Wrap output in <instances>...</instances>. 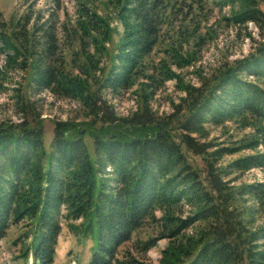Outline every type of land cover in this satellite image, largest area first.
Segmentation results:
<instances>
[{"label": "trees", "instance_id": "1", "mask_svg": "<svg viewBox=\"0 0 264 264\" xmlns=\"http://www.w3.org/2000/svg\"><path fill=\"white\" fill-rule=\"evenodd\" d=\"M53 1L48 16L32 12L12 33L0 18V55L7 68L30 72L36 94L77 102L87 120L54 121L49 152L39 116L0 123V242L11 227L23 225L30 239L25 258L54 264L66 221L77 237L93 241L88 264H143L119 255L140 230L152 228L157 236L136 248L146 253L168 240L159 264H264V226L255 220L257 212L264 216V182L230 186L223 180L232 172L264 170L262 0H106L122 27L108 66V18L92 0L79 1L76 17L65 24L61 0ZM209 3L230 7L225 19L236 27L254 23L262 40L200 85H180L181 102L158 117L150 101L165 82L181 81L172 66L197 60L187 47L192 39L194 47L202 42L194 18ZM135 86L140 109L118 117L106 93L115 97ZM226 123L250 133L237 147L208 152L215 145L201 142L209 136L207 126ZM246 149L254 153L217 166ZM188 153L202 157L204 176Z\"/></svg>", "mask_w": 264, "mask_h": 264}, {"label": "rangeland", "instance_id": "2", "mask_svg": "<svg viewBox=\"0 0 264 264\" xmlns=\"http://www.w3.org/2000/svg\"><path fill=\"white\" fill-rule=\"evenodd\" d=\"M79 1L89 3L92 1L101 16L107 17L112 32V40L107 44V56L104 63L108 66L115 54L116 45L122 34V27L114 19L113 11L103 5L106 0H61L63 11L59 12V20L63 23L72 21L77 15ZM53 0H0V18L7 24L8 33H12L16 23L32 12H40L45 16L54 11ZM260 8L264 11V0ZM197 16L193 28L198 29V35L202 36V42L194 47L196 42L193 39L190 52H195L196 61L184 67L172 66L175 73L180 76L181 81L170 80L158 90L157 94L150 101V109L158 117L167 116L174 112L175 106L185 96L180 89L182 84L198 86L201 78H207L214 74L224 64H230L237 59L247 56L255 47V43L262 40L260 29L254 23H248L242 27H236L225 18L231 16V8L217 6L212 3L203 7V10L196 11ZM199 12V13H198ZM192 30V26L190 27ZM251 34L252 39L248 38ZM162 53L158 50L153 55V60L158 61ZM151 59V62H152ZM137 86L121 95L111 96L106 93L105 97L113 107L118 117H130L140 109L142 100L138 95ZM39 116L44 122V147L47 152L51 148L53 139L54 121L81 122L87 120L82 107L75 101L59 99L48 92L36 94L34 91L31 74L27 71L7 68L5 55H0V123L11 122L21 123L23 120L30 121ZM209 136L201 139V142H210L214 147L208 152L219 147H237L241 140L245 139L250 130H241L233 123H226L223 126L208 125ZM86 145L92 159L95 158L92 140L86 137ZM254 153L252 150H241L237 153L226 155L220 160L217 166L225 167L230 162ZM188 161L201 173L205 175V162L202 157L188 153ZM230 186H241L264 182V170L251 169L245 172H232L223 178ZM247 204L257 206L250 196ZM160 213H158L159 215ZM256 226H264V216L257 212L255 215ZM78 224V223H77ZM193 229L188 230L192 232ZM27 229L23 225L13 226L7 236L0 242V264H32L31 256L25 258V248L30 239L25 237ZM156 231L152 228L140 230L131 243H127L120 251L119 258L125 259L129 255L143 264H159L161 253L167 247L168 240L161 239L157 245L141 253L136 244L156 237ZM140 241V242H138ZM93 241L89 238H79L72 233L64 221L62 231L58 239L54 264H88L92 253Z\"/></svg>", "mask_w": 264, "mask_h": 264}, {"label": "water", "instance_id": "3", "mask_svg": "<svg viewBox=\"0 0 264 264\" xmlns=\"http://www.w3.org/2000/svg\"><path fill=\"white\" fill-rule=\"evenodd\" d=\"M85 132H82V134H84Z\"/></svg>", "mask_w": 264, "mask_h": 264}]
</instances>
